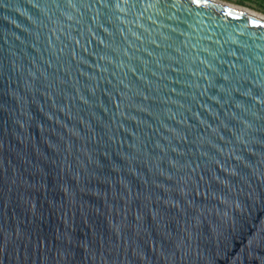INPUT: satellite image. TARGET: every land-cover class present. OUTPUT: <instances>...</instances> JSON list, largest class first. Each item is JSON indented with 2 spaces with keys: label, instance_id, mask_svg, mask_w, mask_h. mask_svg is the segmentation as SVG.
Segmentation results:
<instances>
[{
  "label": "water",
  "instance_id": "95a60500",
  "mask_svg": "<svg viewBox=\"0 0 264 264\" xmlns=\"http://www.w3.org/2000/svg\"><path fill=\"white\" fill-rule=\"evenodd\" d=\"M229 5L0 0V264H264V19Z\"/></svg>",
  "mask_w": 264,
  "mask_h": 264
},
{
  "label": "crops",
  "instance_id": "0c3cea01",
  "mask_svg": "<svg viewBox=\"0 0 264 264\" xmlns=\"http://www.w3.org/2000/svg\"><path fill=\"white\" fill-rule=\"evenodd\" d=\"M231 1L238 2L236 4L240 6L252 8L259 12L264 13V0H231Z\"/></svg>",
  "mask_w": 264,
  "mask_h": 264
},
{
  "label": "bare ground",
  "instance_id": "6f19581e",
  "mask_svg": "<svg viewBox=\"0 0 264 264\" xmlns=\"http://www.w3.org/2000/svg\"><path fill=\"white\" fill-rule=\"evenodd\" d=\"M229 6H232V7H234V8L239 9V10L245 11V12L250 13V14H252V15H257L258 17H261V18L264 19V17H263L261 14H257V13H255V12L250 11V10L242 9V8L237 7V6H233V5H229Z\"/></svg>",
  "mask_w": 264,
  "mask_h": 264
},
{
  "label": "rangeland",
  "instance_id": "374dc122",
  "mask_svg": "<svg viewBox=\"0 0 264 264\" xmlns=\"http://www.w3.org/2000/svg\"><path fill=\"white\" fill-rule=\"evenodd\" d=\"M230 2H232V3H234L235 5H238V4H236V3H238V2H233V1H231V0H229ZM240 6V5H239ZM243 7V6H242ZM246 8H248V7H246ZM248 9H250V10H253V11H255V12H257V13H261V14H263L264 15V13H262V12H259V11H257V10H255V9H252V8H248Z\"/></svg>",
  "mask_w": 264,
  "mask_h": 264
},
{
  "label": "snow or ice",
  "instance_id": "6c2138e0",
  "mask_svg": "<svg viewBox=\"0 0 264 264\" xmlns=\"http://www.w3.org/2000/svg\"><path fill=\"white\" fill-rule=\"evenodd\" d=\"M197 2H198V0H197ZM230 15H231V13H229Z\"/></svg>",
  "mask_w": 264,
  "mask_h": 264
}]
</instances>
